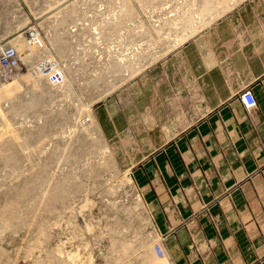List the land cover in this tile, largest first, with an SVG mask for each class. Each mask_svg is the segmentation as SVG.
Returning a JSON list of instances; mask_svg holds the SVG:
<instances>
[{
	"label": "rangeland",
	"instance_id": "374dc122",
	"mask_svg": "<svg viewBox=\"0 0 264 264\" xmlns=\"http://www.w3.org/2000/svg\"><path fill=\"white\" fill-rule=\"evenodd\" d=\"M176 4L0 0V264H134L150 249L156 260L158 237L130 170L140 155L121 153L134 140L109 142L80 121L137 70L147 36L160 34ZM47 65L61 83L44 75Z\"/></svg>",
	"mask_w": 264,
	"mask_h": 264
},
{
	"label": "crops",
	"instance_id": "0c3cea01",
	"mask_svg": "<svg viewBox=\"0 0 264 264\" xmlns=\"http://www.w3.org/2000/svg\"><path fill=\"white\" fill-rule=\"evenodd\" d=\"M176 1L92 107L103 137L140 155L132 180L165 258L133 263L264 264V0Z\"/></svg>",
	"mask_w": 264,
	"mask_h": 264
},
{
	"label": "built area",
	"instance_id": "2783aa9c",
	"mask_svg": "<svg viewBox=\"0 0 264 264\" xmlns=\"http://www.w3.org/2000/svg\"><path fill=\"white\" fill-rule=\"evenodd\" d=\"M3 59L5 60L7 68H13L17 65V55L11 48L6 49L5 52H3ZM51 67L52 66L47 65L42 67L41 70L44 71V75H46L47 78L50 77L51 82L61 83L63 79L62 74ZM240 100L246 109H252L256 106L255 97L250 90H245L242 92L240 95ZM153 251L157 258L163 259L165 257L164 247L160 238H157V241L154 243Z\"/></svg>",
	"mask_w": 264,
	"mask_h": 264
},
{
	"label": "bare ground",
	"instance_id": "6f19581e",
	"mask_svg": "<svg viewBox=\"0 0 264 264\" xmlns=\"http://www.w3.org/2000/svg\"><path fill=\"white\" fill-rule=\"evenodd\" d=\"M31 40H32V39H31ZM19 43H20V42H19ZM19 43H18V45H19L18 47H19V48L23 47V46H22L23 44H19ZM15 45H16V44H15ZM18 47H17V49H18ZM2 50H3V49H2ZM25 56H26V55H25ZM28 56H29V55H28ZM26 57H27V56H26ZM24 60H25V57H23V61H24ZM37 91H38V90H37ZM33 97H34V96H33ZM30 100H31V99H30ZM29 102H30V101H29ZM33 103H34V102H33ZM31 104H32V102H31ZM32 105H33V104H32ZM34 105H35V104H34ZM29 106H31V105H29ZM15 109H16V108H15ZM87 114H88V113H87ZM89 116H90V115H89ZM89 116H88L87 118H83V119H81L80 122H81L83 125L85 124V126L87 125V122H89V121H90V122L92 121L91 124L94 123V120H93V119H92V120L90 119V118H92V117L89 118ZM90 122H89V123H90ZM78 125H79V124H78ZM94 125L96 126L95 123H94ZM81 126H82V125H81ZM89 126H90V125H89ZM72 127H73V126H72ZM86 127H88V126H86ZM86 127H85V128H86ZM97 130H98V128H97ZM70 131H71V130H70ZM73 133H74V132H73ZM24 140H25V139H24ZM21 143H22V142H21ZM22 145H23V144H22ZM27 145H28V144H27ZM17 146H18V145H17ZM23 148H24V147H23ZM105 148H107V147L105 146ZM66 177H67V176H66ZM67 178H68V177H67ZM58 179H59V178H58ZM60 179H61V178H60ZM64 180H65V179H64ZM68 180H69V179H68ZM56 181H57V180H56ZM54 183H56V182H54ZM64 183H65V182H64ZM61 184H62V183H61ZM53 185H54V184H53ZM68 185H69V184H68ZM58 186H60V184H59ZM65 186H66V185H65ZM56 187H57V186H55V188H56ZM61 187H62V186H61ZM61 187H60V188H61ZM63 187H64V185H63ZM58 188H59V187H57V188L54 189V190L52 189L53 192H50V196H51V197H55V196L58 194V191H59V190H57ZM64 189H65V188H64ZM67 189H68V188H67ZM68 191H69V190H68ZM63 192L65 193V191H63ZM61 193H62V192H61ZM59 194H60V193H59ZM48 195H49V194H48ZM57 196H58V195H57ZM48 197H49V196H48ZM51 199H52V198H51ZM137 203H139V202H137ZM153 254H154V253H153ZM154 256H155L156 259H159V258L156 257L155 254H154ZM160 260H161V259H159V261H160ZM162 260H164V259H162Z\"/></svg>",
	"mask_w": 264,
	"mask_h": 264
}]
</instances>
